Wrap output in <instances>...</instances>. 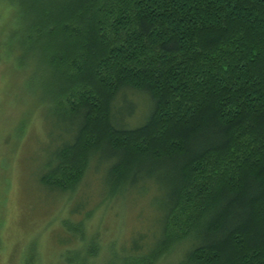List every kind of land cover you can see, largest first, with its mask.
Listing matches in <instances>:
<instances>
[{"label": "trees", "instance_id": "16d2710c", "mask_svg": "<svg viewBox=\"0 0 264 264\" xmlns=\"http://www.w3.org/2000/svg\"><path fill=\"white\" fill-rule=\"evenodd\" d=\"M17 1L65 132L42 186L69 200L96 160L111 198L163 192L151 243L117 254L84 210L65 223L67 262L110 248V264H264V0ZM127 92L151 107L133 129L117 112Z\"/></svg>", "mask_w": 264, "mask_h": 264}, {"label": "rangeland", "instance_id": "374dc122", "mask_svg": "<svg viewBox=\"0 0 264 264\" xmlns=\"http://www.w3.org/2000/svg\"><path fill=\"white\" fill-rule=\"evenodd\" d=\"M28 14L19 1L0 0V264H70L63 252L72 248L73 238L65 223L80 219L84 210L88 233H99L103 244L115 243L117 254L141 237L151 243L163 214V192L157 184H138L111 198L105 168L96 160L69 200L40 183L65 132L63 125L47 118L52 81L35 51ZM126 94L116 108L133 129L151 107L139 95ZM106 198L109 203L101 205ZM110 251L104 250L97 263L110 264ZM160 264L180 260L172 256Z\"/></svg>", "mask_w": 264, "mask_h": 264}]
</instances>
